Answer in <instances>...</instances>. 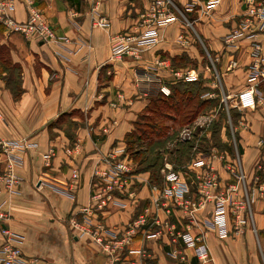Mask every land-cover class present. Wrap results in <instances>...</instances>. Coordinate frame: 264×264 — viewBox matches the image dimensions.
<instances>
[{
  "label": "crops",
  "instance_id": "crops-1",
  "mask_svg": "<svg viewBox=\"0 0 264 264\" xmlns=\"http://www.w3.org/2000/svg\"><path fill=\"white\" fill-rule=\"evenodd\" d=\"M152 1L102 0L97 11L108 25L92 28L88 0H15L16 20L26 19L28 4L32 3L43 12L54 33L69 40L67 44L41 43L7 33L0 38V45L9 48L11 63L21 68L22 89L15 99L0 78V139H26L33 145L17 152L21 164L15 173L21 184L16 195L0 192V205L8 212L10 235L29 261L198 264L192 249L179 238L172 242L162 223L167 220L172 224L173 232L197 235L199 231L178 207L169 206L170 214L166 215L151 202L153 188L163 187V167L156 183L148 171L140 172L131 158L127 185L114 193L106 207L90 213L92 224L100 221L116 235L117 242L112 241L111 234L103 236L110 247H118L116 251H103L88 235L78 237L72 227L83 217L82 209L95 206L91 199L98 179L95 173L107 169L113 157H128L126 137L151 103L163 95L160 87L170 92L181 83L171 70L192 69L197 77L192 85L199 83L205 88L202 100H212L220 92L221 100L225 97L227 106H232L234 97L248 84L247 72L254 60L251 42L259 43L264 55V31L234 44L223 41L246 16L245 0H220L206 15L203 11L208 0H171L177 20L159 30L157 44L143 50L138 59L127 55L111 59L112 38L144 31ZM263 85L257 87L260 94H264ZM227 109L232 112L231 107ZM238 113L231 124L233 151H237L234 157L244 177L237 187V199L246 207L240 215L242 224L235 228L230 219L226 237L207 234L210 264H264V105ZM198 153L194 158L200 157ZM206 156L223 188L228 176L222 163ZM189 162L177 171L189 196L197 199L200 171L188 167ZM41 180L70 185L72 197ZM211 209L209 201L198 216L209 217ZM141 216L144 223L137 222ZM153 219L161 224L153 223ZM129 230L130 242L123 245L119 240ZM2 241L0 233V245Z\"/></svg>",
  "mask_w": 264,
  "mask_h": 264
},
{
  "label": "built area",
  "instance_id": "built-area-1",
  "mask_svg": "<svg viewBox=\"0 0 264 264\" xmlns=\"http://www.w3.org/2000/svg\"><path fill=\"white\" fill-rule=\"evenodd\" d=\"M91 9L90 15L92 19V28L106 27L107 20L100 15L97 8L102 4V0H88ZM220 0H208L205 4L203 13L206 15L211 12ZM247 5V14L240 25L233 29L223 38L226 44H234V42L253 39L259 33L264 31V0H245ZM173 3L171 0H153L149 6L147 13L149 23L144 31L136 36H117L110 41V58L119 59L123 56H131L138 59L140 53L154 46L159 42V30L169 26L177 20V16L171 10ZM15 0H0V25L7 34H19L25 38L34 39L41 43L67 44L69 40L66 37H58L48 24L43 12L35 7L32 3L28 4L26 19L18 21L14 18ZM144 16V15H143ZM190 24L186 23V26ZM251 57L254 59L248 68L247 86L234 97L233 106L239 112L253 109L257 104L264 105V94H260L257 87L264 82V55L259 43L251 42ZM263 65V67H262ZM171 75L180 82H192L196 80V74L192 69H175L171 70ZM264 86V85H263ZM159 91L165 95H169L167 87H160ZM213 98V95H206ZM221 103L225 107L226 98L223 97ZM229 104V103H228ZM225 110V109H224ZM229 109H226L227 112ZM218 110L213 112H205L197 117L195 122L196 135L203 131L202 123L212 121L217 117ZM229 115L226 117L228 122ZM224 123V122H223ZM230 133L234 136V129L230 124ZM193 129V127H192ZM194 131L183 129L180 133L179 141L182 143L190 140L194 136ZM233 146H235V138H232ZM33 145L26 139L19 141H5L0 139V163L2 171L0 174V192L8 195H16L21 180L15 173V169L20 166L21 159L17 155L18 151H25ZM213 148L209 156L217 158L222 163V169L227 174V185L221 188L218 173L207 161V156L198 153L199 158L190 160L188 167L198 169L200 172L197 176L199 182V197L197 199L189 196L186 184L181 180L178 171L173 164L165 161L163 166L164 184L163 187L155 190L152 195L151 202L155 208L161 207L166 215H169V206L178 207L184 213V217L188 219L190 225L196 228L199 233L192 235L189 232H173L172 224L167 220L163 221V229L168 231L171 241L175 242L178 238L186 247L192 249L194 257L198 264H210L212 261L209 246L206 243V236L209 232H214L218 238H224L229 233L230 219L233 220L235 228L243 223L240 218L241 212L244 211L246 204L244 201L237 199V187L244 182L242 171L237 164V160L231 158L227 152L214 151ZM236 151V150H235ZM237 155V151H236ZM48 155H46L47 158ZM109 166L103 171L95 173L98 178L96 188L91 197L95 203L92 206L82 209L80 221L72 223L76 234L81 237L88 235L90 239L100 249L105 252L116 251L114 245L110 247L105 242L103 236L111 234L112 241L117 242L116 235L110 233L107 227L96 221L92 224L89 215L93 210H99L106 207L113 201L115 192L123 189L127 185V177L131 171V160L128 157L122 159L114 158L108 162ZM40 183L50 186L59 193L72 197L70 185H62L53 181L41 180ZM212 203V209L209 217H199L198 212L202 211L207 202ZM8 220V212L1 209L0 205V233L3 241L0 245V264H37L36 261H29L24 258L18 241L10 235L6 227ZM139 223L145 222V217H139ZM153 223H158L157 219H153ZM132 230L127 231L123 239L119 240L123 245L129 244ZM147 237H150L147 236Z\"/></svg>",
  "mask_w": 264,
  "mask_h": 264
},
{
  "label": "rangeland",
  "instance_id": "rangeland-1",
  "mask_svg": "<svg viewBox=\"0 0 264 264\" xmlns=\"http://www.w3.org/2000/svg\"><path fill=\"white\" fill-rule=\"evenodd\" d=\"M6 48L9 50L7 46ZM9 67L7 64L4 69L9 72ZM3 71L0 67V78L2 80L8 78V75L2 73ZM20 82L21 75H14L13 85L19 88V86L21 87ZM215 95L213 99L216 100H210L209 103H205L202 107L196 105L199 97L197 96L195 100L190 102L189 106L181 108L176 113H173L167 105L161 106L160 110L162 112L158 111L159 115H152V108L149 109L147 111L149 116L143 115L139 117L137 131L127 139L128 144L125 151L129 159L133 158L138 169H144L142 172L147 170L149 173H153L160 172L165 161L172 163L176 170H181L185 166L186 158H188V161L189 158L191 160L197 152L203 155L210 154L213 148L216 149L214 151L227 152L234 157L235 151H233L232 143L234 136L232 137L229 126L232 122H236L239 111L233 106L234 101L231 104L232 106L225 107L224 103H221V93L218 92ZM157 107L159 106L157 105ZM228 107H231L232 112H228L229 119L226 122L228 115L225 110ZM217 110V117L210 122L202 123L203 131L196 135L195 122L197 117L205 112H215ZM183 129L194 131V136L184 143L179 141L180 133ZM138 135L139 138H137ZM184 144L188 147L190 146V149L183 146ZM133 151L136 152L132 154Z\"/></svg>",
  "mask_w": 264,
  "mask_h": 264
},
{
  "label": "trees",
  "instance_id": "trees-1",
  "mask_svg": "<svg viewBox=\"0 0 264 264\" xmlns=\"http://www.w3.org/2000/svg\"><path fill=\"white\" fill-rule=\"evenodd\" d=\"M37 5H39V4H37ZM3 33H4V29L0 25V37L3 35ZM181 62H183V61H181ZM7 64L10 66L9 72H7L4 69V68H6ZM0 67L4 70L2 73H5L6 75H8V78L3 79L5 87L11 92V94L13 95V98L17 99L20 96L22 89L20 86L18 88V86L16 87V85H13V77H14V75L15 76L21 75V68L19 65L11 63L10 58H9V50L6 48L5 45H0ZM192 83H194V82L178 83L175 87L171 88V91H170L168 96L159 95L158 99L156 101H154L153 103H151V105L149 106L147 111H149V109L152 108L151 114L152 115H154V114L159 115L160 114L159 112H162V110H160L161 106L164 107L167 105V107L169 109H171V111L173 113H176V112H178V110H181V108L189 106L190 102L195 100L197 98V96H199V97H198V101H197L196 105L202 107V105L204 106L205 103L206 104H207V102L209 103L210 100L205 101V100H202L200 98V95L205 90V88L201 87V84H199V83L196 85H192ZM188 84H191V86ZM193 88H195V89L193 90ZM212 100H216V99H212ZM157 105L159 107H157ZM203 111H205V110H203ZM148 114H149V112L147 114H145V116H149ZM164 114H166V113H164ZM137 125H138V120L134 124V131L127 135L126 140L129 139L134 134L135 131H137V129H138ZM137 138H139V135L137 136ZM127 144H128V140H127ZM183 146H186V145L184 144ZM186 147H188V146H186ZM188 149H190V146L188 147ZM135 152L136 151H133L132 154H134ZM132 154H130V155L132 156ZM185 161L187 162L188 158H186ZM143 170L141 168L139 169L140 172H142ZM145 171H147V170H145ZM158 172L159 171L150 173V176H151V179L153 182L158 183V180H159Z\"/></svg>",
  "mask_w": 264,
  "mask_h": 264
}]
</instances>
